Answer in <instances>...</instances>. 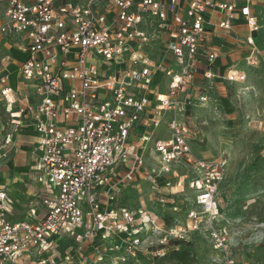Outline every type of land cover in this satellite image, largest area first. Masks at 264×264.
<instances>
[{
	"label": "built area",
	"instance_id": "built-area-1",
	"mask_svg": "<svg viewBox=\"0 0 264 264\" xmlns=\"http://www.w3.org/2000/svg\"><path fill=\"white\" fill-rule=\"evenodd\" d=\"M210 11L222 15L217 24L221 30L243 22L250 33L244 40L245 63L256 67L261 50L251 34L259 27L248 5L217 0H0V35L15 40L26 53L18 76L28 88L18 97L22 90L10 86L8 75L0 78L10 127L0 138V158L10 152L22 118L29 119L37 136L31 168L42 207L40 215L33 208L31 219L12 221L15 202L0 188V264H55L53 252L65 237L86 244L94 264H131L141 248L160 259L179 248L175 242L189 243L194 233L206 236L220 253L218 264H236L226 232L215 225L221 217L219 190L226 161L197 158L189 129L179 119L181 97L202 65L205 79L215 77L210 68L218 54L205 30ZM148 22L163 44L158 62L144 49L151 41L144 28ZM158 74L167 80L164 94L155 90ZM224 79L243 83L246 74L230 68ZM206 99L199 97L201 103ZM167 112L172 114L165 122L169 138L148 133L130 142L144 114L151 116L147 125L155 129ZM151 151L156 167L146 179L152 191L149 202L157 209L150 203L118 205L122 190L141 173ZM183 191L194 193L195 208L185 209L189 197L181 208L175 201ZM178 209L185 214L183 222L173 217ZM163 213L170 215L168 221Z\"/></svg>",
	"mask_w": 264,
	"mask_h": 264
},
{
	"label": "rangeland",
	"instance_id": "rangeland-1",
	"mask_svg": "<svg viewBox=\"0 0 264 264\" xmlns=\"http://www.w3.org/2000/svg\"><path fill=\"white\" fill-rule=\"evenodd\" d=\"M252 8L259 26L258 47L263 53L258 68H249V75L243 83L227 82L225 73L218 76V81L198 80L207 99L201 103L197 96H192L184 105L186 112L182 117L189 129V141L194 153L206 159L226 161V173L219 190L221 217L215 221V225L226 232L229 251L236 264L264 260V0H255ZM144 28L151 38L144 49L150 52L152 60L158 62L164 56L163 44L157 38L160 33L149 22L145 23ZM9 40L13 45L7 42V46L0 49V58L8 50L15 51V40ZM240 41L239 34H231L224 39L221 46L223 63L245 66ZM171 67L176 70L173 62ZM164 85L162 82L159 89L163 90ZM169 116V113H164L161 125L149 131L153 137H170L164 121ZM178 169L182 170L180 167ZM24 175L22 169L12 166L10 162H0V188L8 189L14 202L21 208L13 218L16 220L25 219L27 204L32 199L28 195L33 191L32 182L24 180ZM158 182L163 184L162 181ZM143 187L135 180L127 186L125 199L133 202L145 198L146 192L145 195L137 192ZM185 197H189L184 202L185 209L195 208L192 204L194 193L190 191H183L174 199L181 208ZM181 213L178 209L173 215L174 219L183 222L186 217ZM163 214L166 217L164 220L169 219L170 215ZM189 239V245L181 248L189 250L191 264H218L220 253L212 249L206 236L194 233ZM141 249L143 251L137 254L138 260L131 264H177L169 256L153 259L150 253L144 251L145 248ZM53 255L55 264H94V257L87 250V245L69 237L60 241Z\"/></svg>",
	"mask_w": 264,
	"mask_h": 264
},
{
	"label": "crops",
	"instance_id": "crops-1",
	"mask_svg": "<svg viewBox=\"0 0 264 264\" xmlns=\"http://www.w3.org/2000/svg\"><path fill=\"white\" fill-rule=\"evenodd\" d=\"M217 1L235 3L237 6L248 5L250 8L251 14L256 18V21H257V17L254 14V11L252 8L255 0H217ZM221 18H222V15L217 11H210V12H207V14H205V20H206L205 30L208 34V39H209L210 44L212 45V47L214 49H216L217 54H218L214 65L211 66V68H210L213 71L215 77L212 79H208V80L218 81V79H219L218 76H221V73H225L230 68H236L238 70L243 71L246 74V79H247V77L249 75V72H248L249 68H252L253 70L258 68V66L260 64V59L262 58L263 53L261 52V57L259 59L258 65L256 67H249L246 64L244 67H238V66H235V65H232L229 63H223L222 58H221V46L224 43V39L227 38L228 36H231V34H234V35L239 34L241 36L240 44L242 45V50H243L244 59H245L247 52H248L247 51L248 49L244 43V40L250 33L248 32V29L243 24V22H241L240 20L235 21V23L233 24V27L229 31H224V30L219 29L217 24L221 20ZM257 24H258V21H257ZM258 30H259V28H258ZM258 30L251 34L253 36V38L255 39L257 46H258ZM7 42L12 43L8 38L0 35V49H2V48L4 49L5 46H7V44H8ZM12 45H13V43H12ZM14 47H15V51L14 50H8V52L6 54H4L5 56L0 58V78L3 75L7 74L9 77L10 86H12L18 90L19 89L22 90V91H18V93H17L18 97H20L22 94H25L28 92L27 86H25L23 83H21L19 76H18L20 61L25 58L26 53L23 50H20V48H18V46L15 45ZM146 52L149 56L150 52L148 50H146ZM205 68H206V65L203 64L202 69H200L194 75L193 81L188 85L186 95L181 97V100L183 102L182 112L180 113V117H179V119L181 121H183L182 120V117L184 115L183 113L186 112L184 105L190 101L192 96H197V100L200 96H205L207 98L205 91L201 88V83L198 82V80H202V81L207 80L202 76V72H201ZM163 78L164 77L161 74H158L154 78V81L157 83L155 90L161 94L166 93V88H167L166 87L167 80L165 78L164 79ZM162 82H164L165 85L163 87V90H160L159 87H160ZM0 89H1V86H0ZM187 111H189V110L187 109ZM167 113L170 114V116L167 119V120H169L171 118L172 114H171V112H167ZM8 118H9V115L7 114L5 105L0 98V138L9 132L10 127H9V125H7ZM150 119H151V116L149 114H144L142 116L140 122H138L134 126L133 135H131V137H130V142H135V141H137L139 136L149 133V131L151 130V126L147 125V123L150 122ZM22 120H23V126L20 129V131L13 137V144H12L10 152L8 153L7 157L0 158V162H10V164H12V166H15L16 168L18 167V169L19 168L22 169V171L25 174L24 180H30L32 182L33 191H32V193L28 194L29 196L32 197V199L29 200V202L27 204L28 207L26 209V216H25V219H23V220H29V219H31L30 214H29V210L34 208L36 210V215H40L42 213V207L39 203V198H40L39 187L35 181V174L31 168L32 164H33V157H32L31 152L33 149V144L37 142V136H36L35 132L33 131L31 121L29 119H26V117L22 118ZM167 120L164 119V121H167ZM152 138H156V137L152 136ZM157 139H161V138H157ZM162 140H164V139H162ZM189 140L191 141V138ZM190 141H189V145H190V148L192 150ZM151 146L152 145L150 144V147ZM192 152L197 158L206 159L204 157H200V156L196 155L193 150H192ZM206 160H212V159H206ZM17 162H21V164L18 165ZM155 162H156V157H155L154 152L151 151L150 153H146L145 154V165L142 167L141 173L138 174L135 178V180L137 182H139V183H141V185L145 186V187H143V190L137 191L140 194L142 193L144 195L146 192L145 198L142 199V197L140 196L141 198H139L137 201H133V202L127 201L124 197L126 192H127L126 191L127 187H126L125 189L122 190V193H121V195L117 201L118 205H120V206H132V205L150 203L149 206H151L154 209H157V205L155 204V202H149V199H151V192L152 191L150 190V182L146 179V175L149 174L150 169L153 167H156ZM176 167L183 168L182 166H179V165H176ZM169 179L173 182L176 181V178H174V177H169ZM109 180L111 182H113L112 178H110ZM22 181L23 180H21L20 182H22ZM159 181L164 182V179H160ZM159 185H161V184H159ZM160 191H161V193L169 195V192L162 187H160ZM6 192L10 195L11 198H13L8 189H6ZM100 199L102 202H105V197L103 195L100 196ZM13 200H14V198H13ZM19 210H21L20 206H18V204L15 203L14 211H13V214L11 216L12 221H23V220L13 219ZM161 216L166 218L162 214H161ZM168 220L169 219H167L165 221H168Z\"/></svg>",
	"mask_w": 264,
	"mask_h": 264
},
{
	"label": "trees",
	"instance_id": "trees-1",
	"mask_svg": "<svg viewBox=\"0 0 264 264\" xmlns=\"http://www.w3.org/2000/svg\"><path fill=\"white\" fill-rule=\"evenodd\" d=\"M174 245L179 246V248L169 250L168 253L163 258L169 256L171 260H173L177 264H191L192 260L190 257L189 250H187L186 248H181L182 246L189 245V243L175 242ZM160 259H156V260H160Z\"/></svg>",
	"mask_w": 264,
	"mask_h": 264
},
{
	"label": "bare ground",
	"instance_id": "bare-ground-1",
	"mask_svg": "<svg viewBox=\"0 0 264 264\" xmlns=\"http://www.w3.org/2000/svg\"><path fill=\"white\" fill-rule=\"evenodd\" d=\"M243 90L245 91V90H248V89H242L241 91H243Z\"/></svg>",
	"mask_w": 264,
	"mask_h": 264
}]
</instances>
